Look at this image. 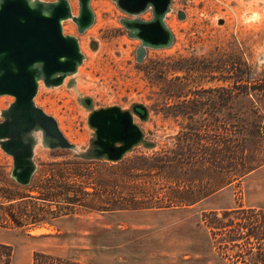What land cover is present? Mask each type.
<instances>
[{
  "label": "rangeland",
  "instance_id": "1",
  "mask_svg": "<svg viewBox=\"0 0 264 264\" xmlns=\"http://www.w3.org/2000/svg\"><path fill=\"white\" fill-rule=\"evenodd\" d=\"M68 2L76 15V1ZM89 6L94 20L82 35L69 20L61 25L62 34L80 45L83 62L77 74L93 81L77 83V93L91 97L94 107L143 104L149 112L148 121L139 125L143 131L176 133L164 140L148 138L156 144L152 152L171 147L182 128L194 127L201 141H234L244 157L264 154V0H171L164 24L172 45L148 50L139 64L133 59L138 42L118 24L126 16L109 0H90ZM177 10L184 20L175 19ZM140 18L148 20L149 13ZM90 39L97 43L95 51L88 48ZM11 101L0 97V110ZM33 103L55 120L69 143L85 146V119L66 89L39 87ZM251 138L257 146L249 145ZM152 152L136 149L124 159ZM70 161L75 160L59 150H37L34 156L36 172L46 174L50 164L83 172L84 166L72 171L62 166ZM10 167V158L0 151V177L10 181ZM239 206L264 209V165L191 207L80 210L36 227H0V245L10 247V264H31L33 253L91 264H258L254 255L230 262L225 255L238 250H216L224 239L212 241L209 227L220 226L222 214ZM257 243L263 248L264 242Z\"/></svg>",
  "mask_w": 264,
  "mask_h": 264
},
{
  "label": "water",
  "instance_id": "2",
  "mask_svg": "<svg viewBox=\"0 0 264 264\" xmlns=\"http://www.w3.org/2000/svg\"><path fill=\"white\" fill-rule=\"evenodd\" d=\"M76 15L67 0H0V97L12 99L0 110V151L10 158L8 178L18 187H28L36 172L35 152L66 151L75 161L115 165L136 149L152 152L156 144L148 138L164 140L173 131L152 133L140 124L149 119L147 108L131 102L125 108L115 105L94 107L93 99L77 93L75 86L93 81L77 74L83 55L75 37L63 35L61 25L70 21L82 35L94 20L90 0H75ZM126 18L118 24L125 36L138 42L134 62L141 63L148 50L167 49L173 36L164 24L171 12V0H109ZM149 13L148 20L140 18ZM184 13L175 11L177 21ZM221 24L219 20L217 22ZM90 39L88 48L96 50ZM39 87L64 88L73 96L85 119L87 141L84 147L69 143L55 120L36 107L33 99ZM173 144V143H172Z\"/></svg>",
  "mask_w": 264,
  "mask_h": 264
},
{
  "label": "trees",
  "instance_id": "3",
  "mask_svg": "<svg viewBox=\"0 0 264 264\" xmlns=\"http://www.w3.org/2000/svg\"><path fill=\"white\" fill-rule=\"evenodd\" d=\"M196 132L194 127L182 128L171 147L115 165L62 164L69 171L84 166L81 173L65 172L61 165L50 164L46 174L36 172L28 187H18L2 176L0 227H36L80 210L109 213L191 207L264 165L263 153L244 157L239 155L238 143L201 141ZM248 143L257 146L252 138ZM229 214L238 217L229 218ZM221 217L220 226L209 227L213 243L219 237L224 239L215 249H237L232 257L225 255L230 262L254 255L258 264H264V245L259 248L257 243L264 242V209L239 206ZM10 257V247L0 245V264H10ZM31 264L91 263L33 253Z\"/></svg>",
  "mask_w": 264,
  "mask_h": 264
},
{
  "label": "crops",
  "instance_id": "4",
  "mask_svg": "<svg viewBox=\"0 0 264 264\" xmlns=\"http://www.w3.org/2000/svg\"><path fill=\"white\" fill-rule=\"evenodd\" d=\"M221 191H222V189H221L220 191H218L217 193H215L214 195L218 194V193L221 192Z\"/></svg>",
  "mask_w": 264,
  "mask_h": 264
},
{
  "label": "bare ground",
  "instance_id": "5",
  "mask_svg": "<svg viewBox=\"0 0 264 264\" xmlns=\"http://www.w3.org/2000/svg\"><path fill=\"white\" fill-rule=\"evenodd\" d=\"M69 1V0H68ZM70 5V4H69ZM71 6V5H70ZM72 7V6H71ZM71 13H72V11H71ZM66 23V22H65ZM72 25V24H71ZM86 32V31H85ZM78 46H80V45H78Z\"/></svg>",
  "mask_w": 264,
  "mask_h": 264
},
{
  "label": "flooded vegetation",
  "instance_id": "6",
  "mask_svg": "<svg viewBox=\"0 0 264 264\" xmlns=\"http://www.w3.org/2000/svg\"><path fill=\"white\" fill-rule=\"evenodd\" d=\"M135 58V56H134V53H133V59Z\"/></svg>",
  "mask_w": 264,
  "mask_h": 264
}]
</instances>
